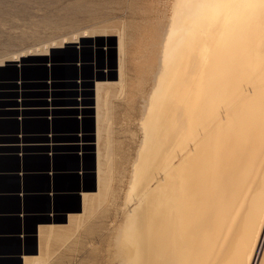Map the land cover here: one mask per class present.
<instances>
[{"label": "bare ground", "instance_id": "bare-ground-1", "mask_svg": "<svg viewBox=\"0 0 264 264\" xmlns=\"http://www.w3.org/2000/svg\"><path fill=\"white\" fill-rule=\"evenodd\" d=\"M72 34L12 52L0 66L89 38ZM162 35L143 169L133 172L141 242L120 264H264V0H174ZM123 55L120 37L118 80L97 85L99 189L110 100L126 86Z\"/></svg>", "mask_w": 264, "mask_h": 264}, {"label": "rangeland", "instance_id": "rangeland-1", "mask_svg": "<svg viewBox=\"0 0 264 264\" xmlns=\"http://www.w3.org/2000/svg\"><path fill=\"white\" fill-rule=\"evenodd\" d=\"M173 3L0 0V59L40 42L89 32V38L48 56H28L0 66V157L15 156L23 162L32 156L52 161L72 156L81 173L93 178L97 85L118 80L119 39H124L126 86L120 97L115 90L110 100L100 145L101 187L83 215L43 249L48 264H120L138 253L140 217L138 210L130 211L140 197V183L133 172L135 167L143 169L138 154L145 136V104Z\"/></svg>", "mask_w": 264, "mask_h": 264}, {"label": "crops", "instance_id": "crops-1", "mask_svg": "<svg viewBox=\"0 0 264 264\" xmlns=\"http://www.w3.org/2000/svg\"><path fill=\"white\" fill-rule=\"evenodd\" d=\"M94 172L72 156L0 157V264H26L82 216L99 189Z\"/></svg>", "mask_w": 264, "mask_h": 264}]
</instances>
